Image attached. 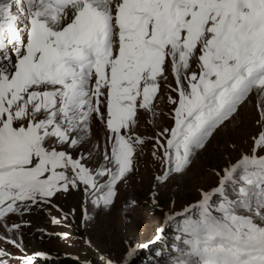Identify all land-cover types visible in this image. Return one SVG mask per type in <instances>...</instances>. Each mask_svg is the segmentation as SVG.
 I'll list each match as a JSON object with an SVG mask.
<instances>
[{
	"label": "snow or ice",
	"instance_id": "1",
	"mask_svg": "<svg viewBox=\"0 0 264 264\" xmlns=\"http://www.w3.org/2000/svg\"><path fill=\"white\" fill-rule=\"evenodd\" d=\"M164 88L175 97L152 153L158 183L186 172L253 92L262 128L181 225L174 264H264V0H0V226L81 187L110 208L144 144L139 112L158 116ZM96 121L111 150L89 167L64 146L81 145Z\"/></svg>",
	"mask_w": 264,
	"mask_h": 264
},
{
	"label": "rangeland",
	"instance_id": "2",
	"mask_svg": "<svg viewBox=\"0 0 264 264\" xmlns=\"http://www.w3.org/2000/svg\"><path fill=\"white\" fill-rule=\"evenodd\" d=\"M168 76L172 83H166L175 87L170 70ZM169 94L175 97V93L164 88L155 101L158 116L153 118L148 111L140 110L134 133L143 138L144 144L137 146L133 171L127 175L126 182L118 184L114 204L110 208L93 205L81 187L79 191L71 189L67 193H58L51 203L31 205L35 213L24 217L26 221L23 217L18 219L25 222L24 230L16 232L0 226L1 233L9 234L19 245L14 246L19 252L12 248L17 254L51 253L60 260L59 264H98L101 259L110 260L111 264L160 262L158 246L145 248L146 245L164 225L170 224V220L194 208L203 193L217 188L225 170L242 155H251L253 137L262 130L257 123L260 120L257 94L253 92L238 112L214 131L205 147L195 152L186 172L173 174L168 181L158 183L156 177L163 174L164 165L152 153L156 150L157 132L171 128L173 124L171 109L174 106L168 102ZM107 136L105 126L96 121L91 134L81 145L64 147L74 157L83 154L89 167L98 166L105 152L110 154ZM62 232L70 236L62 239ZM44 233L51 234L49 240L42 237ZM25 236V240L19 239ZM158 237L162 240L160 235ZM129 249H135L130 257L127 256ZM31 260L32 264H42L38 259ZM26 261L24 259L22 264ZM8 264L12 263L8 261Z\"/></svg>",
	"mask_w": 264,
	"mask_h": 264
},
{
	"label": "trees",
	"instance_id": "3",
	"mask_svg": "<svg viewBox=\"0 0 264 264\" xmlns=\"http://www.w3.org/2000/svg\"><path fill=\"white\" fill-rule=\"evenodd\" d=\"M186 218L182 219L181 221H173L169 224V229H172L174 232L180 231V227L185 221Z\"/></svg>",
	"mask_w": 264,
	"mask_h": 264
},
{
	"label": "bare ground",
	"instance_id": "4",
	"mask_svg": "<svg viewBox=\"0 0 264 264\" xmlns=\"http://www.w3.org/2000/svg\"><path fill=\"white\" fill-rule=\"evenodd\" d=\"M225 123H226V122H225ZM225 123H224V124H225Z\"/></svg>",
	"mask_w": 264,
	"mask_h": 264
}]
</instances>
